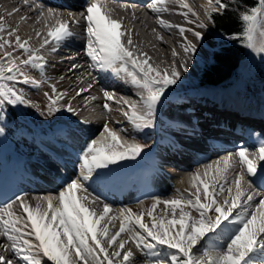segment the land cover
I'll use <instances>...</instances> for the list:
<instances>
[{
	"label": "snow or ice",
	"instance_id": "1",
	"mask_svg": "<svg viewBox=\"0 0 264 264\" xmlns=\"http://www.w3.org/2000/svg\"><path fill=\"white\" fill-rule=\"evenodd\" d=\"M235 2L207 0L203 6L206 20H202L186 0H151L147 7L156 13L169 11L168 5L187 9L182 15L195 25L185 28L157 17L161 26L178 28L182 38L180 51L173 48L174 59L163 71L149 63L147 53L135 51L131 34L124 31L121 21L111 18V10L101 0H86L83 10L78 15L69 12L67 20L54 8L23 0L41 25L33 29L40 41L38 47L31 43L33 36L21 37L19 28L7 27L5 16L0 15V124L19 122L26 130L32 114L27 110H34L49 125V143L61 144L63 156L48 155L49 161L58 163L61 170L71 165L74 172L67 179L58 173L56 179L63 183L53 193L31 198L14 194L0 201V249L4 253L0 264H264V198L255 202L254 191L257 183L264 187V138L258 144L237 145L202 164L188 173L189 188L176 190L167 198L152 196L150 208L143 209L141 202L139 212L129 207L113 214L112 205L93 195L91 185L104 184L112 166L136 160L148 145L128 137V129L110 128L108 123L98 136L80 142L87 120L81 119L73 101L90 91L92 82L70 98L67 91L50 84V91L43 93V108L18 86L39 89L49 83L46 52L55 53L75 35L72 25L79 27L83 21L87 68L122 78L135 89L136 99L117 98L114 92L102 89L103 108L112 112L109 101L119 105L118 111L134 132L155 130L160 113L169 105L173 86L189 72L201 48L217 35L264 54V0L238 7V31L213 34L209 30L215 14H223ZM19 11L14 7L6 14L14 16ZM27 19L20 17L22 23ZM80 67L73 63L69 71ZM4 134L5 127H0V136Z\"/></svg>",
	"mask_w": 264,
	"mask_h": 264
},
{
	"label": "bare ground",
	"instance_id": "2",
	"mask_svg": "<svg viewBox=\"0 0 264 264\" xmlns=\"http://www.w3.org/2000/svg\"><path fill=\"white\" fill-rule=\"evenodd\" d=\"M29 2L41 4L45 8H54L62 19L67 20L70 19L69 12L78 15L83 10L86 0H29ZM101 2L111 10V18L121 21L124 31L131 34L135 51L147 53V56L150 57L149 63L160 71L171 65L174 59L172 50L175 48L180 51L179 46L182 38L178 28L161 26L157 17L162 16L173 25H181L185 28L195 27L194 24H189L182 15L187 9H183L179 5H168L169 11L156 13L147 7L151 0H101ZM186 2L200 16V19L206 20L203 6L207 4V0H186ZM14 7L20 8V11L14 16H8L6 12L11 11ZM0 15L5 16L7 27H18L21 37L27 38L31 35L33 36L32 45L39 46L40 41L35 38L33 29H38L41 25L36 22V13L29 11L23 0H0ZM21 16H27V21L22 23ZM191 18L195 19L194 16ZM83 29V21L79 27L72 25L75 35L65 41L55 53L46 52L48 59L46 74L48 84H56L59 90L76 91L80 87L86 88L88 82L93 83V88L86 92L89 93V96L97 97L96 100L84 101V98L81 97L83 94H81L73 101V105L81 112V119L88 121L92 118L88 123L92 126L96 113H98L95 103L101 99L105 101L102 89L117 91V98L124 96L136 99V96L135 89L126 84L122 78L99 71H91L87 68L89 63L85 55L87 37ZM153 29L156 31L154 32ZM209 30L214 34L215 30L211 25H209ZM157 35L162 36L163 40L158 39ZM188 36L191 38L190 33ZM123 39L126 42L127 35ZM215 42L216 38L201 48L190 63L189 72L182 74L181 80L192 77L196 73L198 63L203 60L205 52ZM70 57L74 59H70ZM73 63L83 67L69 71ZM90 71L91 75H89ZM81 77L83 82H81ZM93 77L96 79L93 80ZM197 85L200 87L209 86ZM178 94L173 96V100L179 103L175 111L176 117L173 119L167 115L162 116L161 122L167 127L168 134L164 135L163 141H159V145L155 146V149H151L147 165L131 170L123 169L120 165V167L112 166L113 171L110 178L104 184L98 186L93 183L91 185V189L94 190L93 195L98 194L101 199L115 208V211L112 210L113 214L117 213L120 208L130 207L133 212H139L142 208H150L152 203L150 196L161 197L160 195H164L167 198L172 196L176 190L183 191L189 188L188 173L202 164L210 163L228 151H233L237 145L258 144L260 139L264 138V96H260V102L251 103L239 98L232 100L221 92L214 94L213 92L187 93V91H182ZM180 94L182 95L180 96ZM109 103L113 110L112 112L107 111V113L99 110L101 116L97 119L98 125L109 124L105 120L106 118H103L105 114L110 115L112 123L120 122L121 114L113 107L115 103L111 101ZM112 123L109 124L110 128H113ZM251 128L254 133L259 135L249 137L247 132ZM130 132L132 134V129ZM84 140L87 139L81 136L80 142L82 143ZM31 141L32 143L28 142L26 136L18 134L15 137V143H22L21 151L14 149L16 147L14 143L10 146L5 145L0 136V201H6L14 194H27L31 198L36 196L35 191L46 195L47 191H54L58 184L63 183V180L56 179L58 173L64 175L65 179L73 176L71 165L61 170L58 163H52L48 159V155H52L54 158H57V154L63 156L59 142L49 143V145L46 143V145L37 137L31 138ZM31 144L33 147L35 146L36 150L31 149ZM76 147L79 148V144ZM208 155L209 157H206ZM206 158L209 160L207 161ZM166 175L170 178H179V183L183 188L175 186L173 180L167 181L164 178ZM250 191L252 190L250 189ZM254 191L255 202L258 203L261 198H264V187L257 183L254 185ZM140 200H144L142 208ZM162 207L161 205L160 208ZM160 208L157 210L160 211ZM98 210H102V208ZM145 222L149 223L150 218L145 217ZM116 223L118 225V221ZM2 239L0 238V240ZM0 254H4L2 249H0Z\"/></svg>",
	"mask_w": 264,
	"mask_h": 264
},
{
	"label": "rangeland",
	"instance_id": "3",
	"mask_svg": "<svg viewBox=\"0 0 264 264\" xmlns=\"http://www.w3.org/2000/svg\"><path fill=\"white\" fill-rule=\"evenodd\" d=\"M210 25L212 26V24H210ZM217 33L218 32L215 30L214 34H217ZM215 38H216V42L213 44V46L211 48H209L205 52V56H204L203 60H201V62L198 63L196 73L193 74L192 77L185 78V79L179 81L176 86H173L172 91L169 93V105L167 107H165L163 112L160 113V115L158 117L157 127L155 130H145L143 133H137V132L134 133V131H132V134H131V132H130V129H131L130 126L131 125H129L128 122L125 121V119H124V117H122V115L119 117V119H120L119 123H117V122L112 123V119H111L110 115L105 114L103 116V118L104 119L106 118L105 120H107V122H109V124L110 123L113 124V128H115V129L126 128V129H128V133H127L128 137H135L137 140H139V142L146 143L148 145V147L145 149V151L136 160H134V161L129 160V161L120 162L121 168L130 169V170L133 168L140 169L143 165H145V164L147 165V162H148L147 160L150 159L148 157H149V154L151 153V149H155L156 148L155 146L159 145V141L162 140L164 135L168 134V131H167L168 129H166L167 127L165 126V124H163L161 122V117L164 115H167L168 117H172L173 119L176 117L175 111H176V108L179 106V103H177V102H175V100H173V96H174V94L179 95L178 92L179 93H182V91H187V93H189V92H193V93L194 92H196V93L213 92L214 94L221 92V93H224L227 96V98H230L232 100H237L239 98V99H245V101H248L251 103L252 102H260V96L261 97L264 96V54L260 55V54L252 52L251 50H250L251 54H253V56H255V58L253 59L254 60L253 65L256 66V68L254 70V76H252V74L250 75L247 72H244L243 82H241V83L239 82L240 84H238V85H240V87L230 89L227 91V89L225 90L223 88H213L212 86L200 87L197 84H194L195 81L197 82V79L200 76L203 64L207 63L210 59L211 50L215 49L217 46V43L220 40H222V39H220L219 35H217ZM242 71H244V69ZM32 74L39 76L38 71H33ZM18 86L23 87L25 89L26 95L30 99H32L35 103L39 104L42 108L44 107V105L46 104V100L43 96V93L50 91V85L48 83L42 85L39 89H35V88H32L30 86H26V85H18ZM227 87H230V86H227ZM60 91H67L69 98L72 97L73 95H75L74 90H60ZM109 91L114 92L116 94V96L118 95L117 91L115 92V90H109ZM181 95L182 94H180V96ZM88 96H89V93L86 92V93H83V95L81 97L84 98V101L85 100L88 101V99H86ZM103 102H105V101H103V99H101V101L99 100V102L95 103L97 106L96 109H97L98 113H96V117L94 119V124L92 126H91V124L90 125L88 124L91 121V119H92L91 118L90 120L87 121L86 124L83 125V130H82L81 136L84 137L85 139L98 136L103 131L104 123L98 125L99 122L97 121L98 117L101 116V114L99 113L100 112L99 110H102L103 112L107 113V110H104L103 105L101 106V104ZM240 102H241V100H240ZM113 107L118 110L119 105L113 104ZM27 111L31 112L32 114L29 117L30 124L26 130L20 126L19 122L9 121L6 126L3 124H0V127H5V134H4L5 136L4 135L1 136V139L4 141L5 145L10 146L14 143L16 146V147H14L15 150H21L22 151V149H21L22 143H20V142H19L20 144L15 143V137L18 134L26 136L28 139V142H30V143H32L31 138L37 137L39 140H41V142H43L45 144L47 143L49 145V139H48L47 134H46V130L49 128V125L46 122H44L43 118L39 117L34 112V110L29 109ZM112 118H114V117H112ZM34 133H35V135H34ZM9 134H11V135H9ZM6 140H7V142H6ZM30 147L32 149L35 146L33 147V145L31 144ZM206 159H207V161L209 160L208 158H206ZM21 161H24V159H21ZM120 166H118V167H120ZM163 167H166V166H163ZM164 178L167 179V181H169V182L171 180L175 181V183H174L175 186L180 187L181 189L183 188L182 185L179 183L180 182L179 178H177V177L170 178L168 175H166ZM53 192L54 191H47L46 193L49 194V193H53ZM34 194L36 196L45 195V193H42L40 191H35ZM169 194H171V193H169ZM169 194H167V195H169ZM160 196L165 198L164 195H160ZM150 197H152V196H150ZM142 201H144V200H140V202H142ZM114 209L115 208H113V206H112L113 211H115ZM157 213H160V211L157 210Z\"/></svg>",
	"mask_w": 264,
	"mask_h": 264
},
{
	"label": "trees",
	"instance_id": "4",
	"mask_svg": "<svg viewBox=\"0 0 264 264\" xmlns=\"http://www.w3.org/2000/svg\"><path fill=\"white\" fill-rule=\"evenodd\" d=\"M255 0H236L223 14H215L213 28L220 34H230L238 31L237 9L241 6H251ZM261 55V54H260ZM255 56L238 42L220 40L215 49L210 52V59L203 64L199 85H209L216 88L234 89L243 82V74L247 72L254 76L256 66L253 65ZM244 69V71H242ZM240 82V83H239ZM230 86V87H227Z\"/></svg>",
	"mask_w": 264,
	"mask_h": 264
}]
</instances>
